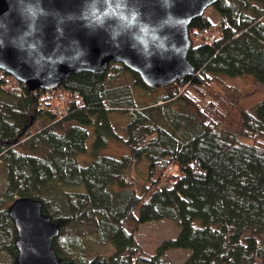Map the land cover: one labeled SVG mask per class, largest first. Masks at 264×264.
Returning <instances> with one entry per match:
<instances>
[{
  "label": "trees",
  "instance_id": "1",
  "mask_svg": "<svg viewBox=\"0 0 264 264\" xmlns=\"http://www.w3.org/2000/svg\"><path fill=\"white\" fill-rule=\"evenodd\" d=\"M211 7L217 23L205 15L189 26L199 40L194 44L190 36L187 54L195 73L174 83L177 90L170 94L154 95L156 89L113 61L100 73L71 74L49 93L0 71V165L6 177L0 253L15 258L8 207L29 197L59 228L53 248L62 262L171 264L166 253L185 249L191 253L183 264H264V100L240 113V134L252 140L243 143L217 130L204 109L194 107L192 92L199 91L200 100L220 77L249 76L264 85V0H218ZM127 73L132 79L123 84ZM9 83L14 86L7 88ZM134 87L152 100L137 102ZM60 92L66 97L62 107ZM61 108L65 112L58 115ZM115 111L126 115L125 126L111 123ZM211 114L223 116L213 106ZM110 140L127 153L102 154ZM85 153L88 162L80 164L77 157ZM132 167L143 168L147 185L140 195L127 176ZM160 220L175 223L179 232L146 255L134 232ZM128 222L134 229H127ZM72 225L93 226L113 252L84 261L75 250L78 234L63 238Z\"/></svg>",
  "mask_w": 264,
  "mask_h": 264
},
{
  "label": "water",
  "instance_id": "2",
  "mask_svg": "<svg viewBox=\"0 0 264 264\" xmlns=\"http://www.w3.org/2000/svg\"><path fill=\"white\" fill-rule=\"evenodd\" d=\"M218 0H174L172 8L174 15L186 19L174 22L179 23L183 32L170 30L169 34L174 38L178 46L177 55L170 58L160 59L154 56L150 63L145 61L132 51L127 43L121 49L112 47L108 37L103 32L90 34L80 23H64V38L60 43L67 45L70 40H78L81 47L87 52L85 60L87 63L73 68L60 65L54 78H36L33 69L23 62V54L11 46L0 48V71L11 76L16 81L26 85L30 90L53 91L74 73L90 72L100 73L104 71L110 62L122 64L125 68L136 73L142 83L150 89H158L183 81L191 77L195 69L187 58L191 48L189 26L192 20L204 16L207 8L213 6ZM44 7L54 12L66 14L77 12L81 0H43ZM143 11L152 12L153 20L164 16V11L159 7L157 0H142ZM9 10V0H0V17ZM10 34L15 35L17 29H22L20 18L13 12L9 16ZM42 39L44 41L43 51L48 54L56 46L57 22L52 17L41 21ZM117 56L124 57L127 61L117 60ZM8 215L12 220L16 239V255L14 264H72L62 262L53 248L54 240L59 235V228L53 223L49 216L42 212V204L39 200L22 197L15 200L8 207Z\"/></svg>",
  "mask_w": 264,
  "mask_h": 264
},
{
  "label": "clouds",
  "instance_id": "3",
  "mask_svg": "<svg viewBox=\"0 0 264 264\" xmlns=\"http://www.w3.org/2000/svg\"><path fill=\"white\" fill-rule=\"evenodd\" d=\"M164 16L153 20L154 13L144 12L142 0H81L77 12L62 14L46 9L43 0H9V10L0 17V48L13 47L22 53L23 62L28 64L36 78H54L60 65L79 68L87 63V52L78 40L67 45L60 43L64 38L65 23H80L90 34L103 32L112 47L121 49L127 43L129 48L145 61L156 56L160 59L177 55L178 46L169 34L170 30L183 32L179 23L186 18L172 12L174 0H157ZM15 12L23 25L11 35L9 16ZM52 17L57 22L56 46L46 54L42 39L41 21ZM63 20V24L58 22ZM119 61L126 58L117 56ZM39 90V89H37ZM44 91V90H43Z\"/></svg>",
  "mask_w": 264,
  "mask_h": 264
},
{
  "label": "rangeland",
  "instance_id": "4",
  "mask_svg": "<svg viewBox=\"0 0 264 264\" xmlns=\"http://www.w3.org/2000/svg\"><path fill=\"white\" fill-rule=\"evenodd\" d=\"M205 15L208 16L213 23H217V15L213 11L212 7L205 10L204 16ZM190 36L192 43L197 44L199 42L198 37L193 36L192 34H190ZM131 79L132 76L127 73L123 75L120 82L126 84L129 83ZM9 84L10 86H14L12 83ZM227 88H230L232 91L234 90L235 94L227 90ZM175 90H177V86L171 84L166 87L156 89V92L153 94L166 95L173 93ZM132 91L135 99L139 103H145L152 100L148 92L144 91L142 88L134 87ZM192 92L194 93L193 98L196 101L194 103V107L197 110L204 109V111L209 115L210 123L212 125L215 124L217 126V130L222 132H232L237 135V140L243 143L252 142V140L244 138L240 134V113L242 110H251L256 104L264 100V85L258 84L252 77L249 76L235 78L220 77L219 83H212L208 88H206V92L204 89L203 92L205 94L200 100L195 95L199 91ZM237 96L238 100H235ZM232 100H235V104L232 105L233 103H231L229 105V101ZM209 102L215 109L220 111L223 116L215 115V117H213L211 114L212 106H209ZM191 110L194 111V108H191ZM110 120L111 123H116L121 127L125 126L128 121L126 115L118 111L110 114ZM91 140L92 134L90 133L87 139L88 147L90 146ZM108 143L109 144L101 151L102 154L120 157L121 155L127 153V148L123 144L115 140H110ZM77 159L80 164H87L89 154H80ZM140 171L143 172V168L139 170L136 167H132L127 173L129 181L132 183V189H134L139 195L142 194L143 189L147 185V182L141 179ZM5 185L6 177L4 170L0 165V196L4 192ZM136 212L137 210L135 213ZM195 224H197V222ZM127 229H134L132 222H128ZM93 230L94 227L91 225H72L70 228H66L64 230L63 238H65L67 234L68 237H72L73 233L78 234L81 238V244L78 245L75 250L83 257L84 261H88L93 255H99L107 258L113 252L112 246L109 245V243L100 241L97 234L92 233ZM178 232V226L169 220L151 221L138 226L134 232V238L144 254L153 255L164 240L175 238ZM68 243L75 248L72 242ZM190 253V250L173 249L166 253V257L171 264H183L189 257ZM79 258L81 259V257ZM13 263V257L7 252L0 253V264Z\"/></svg>",
  "mask_w": 264,
  "mask_h": 264
},
{
  "label": "built area",
  "instance_id": "5",
  "mask_svg": "<svg viewBox=\"0 0 264 264\" xmlns=\"http://www.w3.org/2000/svg\"><path fill=\"white\" fill-rule=\"evenodd\" d=\"M212 39H214L213 36H211V40H212ZM9 87H10V84H7V88H9ZM57 99H58V101H60V102H64V101H65V96H64L62 93H59V94L57 95ZM57 112H58V115H59V114H61V113H64L65 110H64V109H59Z\"/></svg>",
  "mask_w": 264,
  "mask_h": 264
}]
</instances>
